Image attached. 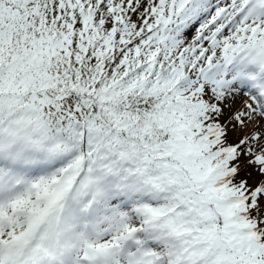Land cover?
<instances>
[{
	"label": "snow or ice",
	"instance_id": "6c2138e0",
	"mask_svg": "<svg viewBox=\"0 0 264 264\" xmlns=\"http://www.w3.org/2000/svg\"><path fill=\"white\" fill-rule=\"evenodd\" d=\"M0 264H264V0H0Z\"/></svg>",
	"mask_w": 264,
	"mask_h": 264
}]
</instances>
